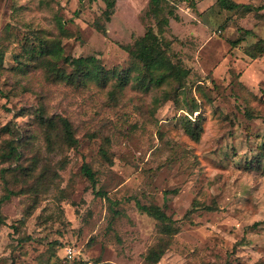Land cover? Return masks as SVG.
I'll return each mask as SVG.
<instances>
[{
  "label": "rangeland",
  "instance_id": "rangeland-1",
  "mask_svg": "<svg viewBox=\"0 0 264 264\" xmlns=\"http://www.w3.org/2000/svg\"><path fill=\"white\" fill-rule=\"evenodd\" d=\"M215 1L195 0L193 10L174 2L177 20L165 37L190 73L177 102L154 106L168 84L142 89L132 80L112 101L109 84L49 83L42 68L18 71L15 59L23 35L59 38L60 20L64 56L126 69L123 47L152 25L144 17L148 0H117L105 36L92 28L104 0H0V146L13 137L8 128L22 131L19 139L30 143L21 149L23 168L33 157L34 171L48 179L34 207L29 195L0 206V264H145L161 235L138 205L158 207L178 229L157 264H255L264 256V172L254 163L264 146V53L256 60L244 53L264 40V9L242 16ZM232 1L264 7V0ZM192 100L199 108L189 114ZM40 108L69 119L75 147L62 138L47 143L32 115ZM22 111L28 115L19 117ZM184 118L199 121L197 141L185 134ZM15 166L0 164V198L1 171ZM13 182L9 189L18 190Z\"/></svg>",
  "mask_w": 264,
  "mask_h": 264
},
{
  "label": "trees",
  "instance_id": "trees-1",
  "mask_svg": "<svg viewBox=\"0 0 264 264\" xmlns=\"http://www.w3.org/2000/svg\"><path fill=\"white\" fill-rule=\"evenodd\" d=\"M175 1L185 4L186 7H190L192 10L196 7L195 0H148L144 17L146 20L151 21L152 25L146 27L143 35L133 37L131 45L123 47V50L128 54L130 59V65L126 69L109 71L95 57L69 58L64 56L60 39L64 36L65 31L63 30V23L60 20L57 21L59 38L49 40L44 37L45 35L42 32L22 36L20 40V43H22L21 51L15 55V59L18 62L16 69L21 71L23 66L40 67L43 69L49 83H63L75 88L86 86L88 81L94 82L101 89L109 84L110 91L108 92V98L112 101L115 100L116 95L120 94L129 81L133 80L142 89H147L149 86L159 88L161 84L165 83L168 84L169 89L162 90L160 97L155 98L153 101L154 106H159L168 101L177 102L178 97L183 94L181 91L184 90L190 71L177 60L176 55L171 49L173 42L166 40L165 37L169 29V20H177L174 11ZM116 2L117 0H104L105 9L101 13L100 18L96 19L92 24V28L103 36L106 35L105 24L110 22L115 11ZM215 4L220 11L240 12L242 16L255 11V16L260 17L258 11L264 9V7H260L253 10L249 5L237 4L232 0H216ZM244 32V36L246 34L251 35L249 30ZM244 36L232 42L231 45L236 47L240 41L244 40ZM5 53L6 50L0 43V72L4 69L3 59ZM244 53L252 60L260 58L264 53V40H257L250 47L246 48ZM59 63L68 66L71 69V73H67L64 68L58 66ZM2 95L0 92V96ZM198 108V103L192 100L186 110L189 114H192ZM27 115L28 113L22 111L18 116L24 117ZM32 115L36 127L45 135L48 144L54 143L52 138L54 137L62 138L69 147L76 146V139L73 136V129L68 118L56 115L47 116L41 108L36 109ZM247 117L250 118L249 115ZM184 123L185 134L194 141H197L199 132L201 131L199 121L195 120L191 122L184 118ZM4 129L1 128L0 130L3 131ZM10 133L13 137L6 140L0 146V164L16 163V166L11 170L7 168L1 171L5 195L0 198V206L12 196L29 195L33 200L34 207L37 204L39 195H41L40 192L46 189L47 175L34 171L37 162L33 160V157L32 161L29 162L30 164L23 168L24 154L21 149L27 143L30 144L27 142L28 137L23 138L24 140L22 139L21 141L19 136L22 131L15 130V133H13V130H9L8 128V134ZM30 137L32 139L33 135ZM103 155L106 157V154ZM108 161L110 162V160ZM254 163L257 169L264 172V146H262V152L254 158ZM81 172L92 185H95L96 180L87 165H82ZM20 176L24 180L21 183L13 179ZM13 181L18 182L16 186L20 185L18 190L9 189V187L14 186ZM172 193H176V190H173ZM138 207L139 210L159 222L158 232L161 235V239L145 257V264H157L169 246L168 241L177 234L178 229L175 227V223L158 207L152 205H138ZM3 225H5V218L0 213V227ZM57 245L55 243L50 250H55ZM255 264H264V256L256 261Z\"/></svg>",
  "mask_w": 264,
  "mask_h": 264
},
{
  "label": "built area",
  "instance_id": "built-area-1",
  "mask_svg": "<svg viewBox=\"0 0 264 264\" xmlns=\"http://www.w3.org/2000/svg\"><path fill=\"white\" fill-rule=\"evenodd\" d=\"M67 255H68V257H70V255H71V252H70V251H68V252H67Z\"/></svg>",
  "mask_w": 264,
  "mask_h": 264
}]
</instances>
